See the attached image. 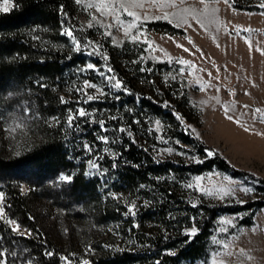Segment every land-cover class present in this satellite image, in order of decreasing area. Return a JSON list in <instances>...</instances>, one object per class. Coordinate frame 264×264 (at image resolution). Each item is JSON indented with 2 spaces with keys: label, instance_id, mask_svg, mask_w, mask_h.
<instances>
[{
  "label": "trees",
  "instance_id": "1",
  "mask_svg": "<svg viewBox=\"0 0 264 264\" xmlns=\"http://www.w3.org/2000/svg\"><path fill=\"white\" fill-rule=\"evenodd\" d=\"M9 1L13 8L0 12V116L20 109L27 121V134L22 135L26 139H22L14 154L6 156L0 150V194L4 202L0 249L15 253L6 255L7 264H66L64 258L67 264L195 263L210 256V238L220 217L242 213L247 215L242 225H254L256 213L264 209V199L242 206H193L181 201L175 179L213 171L235 179L255 178L233 167L190 130L187 125L193 122L192 113L198 119L200 111L191 103L187 90L173 88L168 102L157 96L163 89L151 84L155 80L149 74L161 73L168 63L147 61L142 72L139 53L133 49L137 45L114 46L110 38L103 37L107 65L128 94L119 92L116 100L106 97L91 105L94 111L108 117L99 116L93 121L81 118L82 123L70 126L69 110L72 113L74 106L66 97L73 85L74 71L79 65L88 64L90 56L78 52L63 32L65 28L73 29L82 48L99 34L82 28L75 0ZM231 3L238 10L258 9L244 7L240 0ZM150 26L162 33H180L167 23ZM141 77L147 79L144 87L140 86L144 82ZM148 86L150 91L145 90ZM146 117L160 120L167 131L174 130L177 141L196 149L203 163L160 162L136 140H126L123 135H137ZM111 118L116 129H125L117 155L111 160L113 186L139 191L145 206L135 216H123L111 201L104 202L99 192L101 181L86 177L84 168L77 163L84 147L96 143L100 122ZM206 149L214 155L207 158ZM61 174L71 177L70 190L79 193L78 198L90 208L92 219L104 227L95 234L87 233L86 247L81 249L75 243H57L33 212L34 199L44 198V183ZM260 181L257 188L264 191V180ZM19 183L28 185L29 193H22ZM9 220L27 234L14 231ZM181 227H192L195 234L183 232Z\"/></svg>",
  "mask_w": 264,
  "mask_h": 264
},
{
  "label": "rangeland",
  "instance_id": "2",
  "mask_svg": "<svg viewBox=\"0 0 264 264\" xmlns=\"http://www.w3.org/2000/svg\"><path fill=\"white\" fill-rule=\"evenodd\" d=\"M231 1L204 0L201 3L200 0H184L182 3L181 0H120L121 3L142 5L129 9L141 20L137 42L131 39L132 35H136V30L129 26V17L121 18L123 27L113 24L110 31L105 30L104 26L112 24L113 20L111 15L105 18L99 11H109L105 0L76 2L82 28L86 31L94 30L99 35L89 40L87 49L79 46L78 52L90 56L89 63L93 68L88 69V63L79 65L74 71L73 85L66 97L74 106L71 114L75 118L71 126L77 122L82 123L81 118L93 121L98 120L99 116L108 117L106 113L99 112L97 117L98 113L91 105L106 97L109 100L114 97L116 100L119 92L128 94L114 72L108 71L110 68L104 54L106 45L102 38H110L114 46L131 43L137 45L133 49L139 53L142 72L147 61L169 64L161 73L149 74L155 80L150 81L151 84L154 82L157 89H163L157 96L168 102V94L173 92V88L187 90L191 103L200 111L198 119L192 113L193 122L187 125L190 130L233 167L256 179H235L219 171L175 179L174 182L179 185L181 201L187 205L242 206L264 199V191L257 188L261 184L260 180H264V122L260 119L264 116V7H260L264 0H240L242 6L255 7L257 11L235 9ZM13 6L12 1L0 0V12L9 11ZM177 15L186 18L187 24L177 27ZM159 22L170 24L180 33H162L152 29L150 24ZM125 32L130 35H125ZM179 61L185 63L182 65ZM181 67L184 68L183 74L180 73ZM105 76L113 77V82L119 81L121 87L113 88ZM141 78L144 82L140 86L144 87L147 79ZM85 82L96 86L85 89L87 95L93 96L91 101H87L86 94L80 91ZM148 88L145 90L150 91ZM77 109H83L87 115L78 116ZM256 109L261 111L256 113ZM21 121L24 125L22 130L17 127ZM26 122L21 110L16 108L11 110V114L0 116V150L4 155L14 154L22 139H26L22 136L27 134ZM115 123L113 118L105 120L103 127L100 123L101 133H96V143L84 147L77 163L84 168L86 177L101 181L102 191L99 192L104 202L111 201L123 216H135L145 206L139 191L129 192L127 188L113 186L115 179L111 160L117 155V146L121 144V136L125 132L123 127L116 129ZM141 123L137 135L126 132L123 137L136 140L151 152L155 160L185 165L203 160L196 149L177 141L174 130L167 131L160 120L146 117ZM180 126L183 129L185 127L183 123ZM70 182L71 177L61 174L44 183V198L37 196L34 199L33 212L44 230L57 243L62 246L75 243L81 249L86 247L87 233L95 234L104 227L92 219L90 208L79 200V193L70 190ZM190 184L192 187L188 186ZM18 185L22 193H29L28 185ZM228 189L234 191L229 193ZM1 216H4L2 194ZM246 216L240 213L220 217L210 238V256L206 260L182 264H213V261L215 264H264V209L256 213L251 227L242 225ZM12 222L9 225L17 233L27 234ZM181 229L183 232L193 230L192 227ZM221 244L226 245V248H221Z\"/></svg>",
  "mask_w": 264,
  "mask_h": 264
},
{
  "label": "snow or ice",
  "instance_id": "3",
  "mask_svg": "<svg viewBox=\"0 0 264 264\" xmlns=\"http://www.w3.org/2000/svg\"><path fill=\"white\" fill-rule=\"evenodd\" d=\"M76 2L79 3L80 0H76ZM181 2L183 3L184 0H181ZM200 2L203 3L204 0H200ZM105 3H106V7L109 9V11L108 12H105L103 9H99V11L101 12L102 15L105 16V18L108 15H111L112 18H113L112 24H109V25L104 26L105 27V30L106 31H110V29L112 28V25L113 24H116V25H119V26L123 27L124 25L122 23L121 18L122 17H129V18H131L129 20V22H128L129 23V26L132 27V28H134L136 30V35H132L131 36V39H132V42H137L138 39H139L140 31H141L140 30L141 20H140V17H138L135 12H133V11H131L129 9H131L132 7L142 6V5H136L135 3H127V4L126 3H121L120 0H115V2H111V0H105ZM260 7H264V4H261ZM186 11H191V10H186ZM90 19H95V18L94 17H90ZM175 23H176V26L177 27H180V26H182L184 24H187V19L186 18H181V17H179L177 15V17L175 19ZM89 26L91 27L92 25H89ZM188 26L190 27L191 25H188ZM63 34L64 35H67L70 38V40L72 41L74 47L78 51L79 50V41H77L76 38H75V36L73 35V29H71V28H65ZM125 35H130V33L125 32ZM86 43H88V42H86ZM185 50L187 51V49H185ZM179 63L183 65L185 62L184 61H179ZM87 68L88 69H92L93 68V65L89 63L87 65ZM108 71L110 72L111 69H109ZM183 72H184V68L181 67L180 68V73L183 74ZM104 78L111 84V86L113 88L119 89L121 87V84H120L119 81L113 82V77H111V76H105ZM95 87L96 86L94 84L85 82L84 88L80 89V91L82 93H85L86 94L85 89H87V88H95ZM86 97H87V101H91L93 99V96L92 95H87L86 94ZM245 107H247V106H245ZM225 110L227 111V106H225ZM254 111L256 113H259L261 110L260 109H256ZM69 113L70 114H69V118H68V123L71 126L72 120L75 117L71 114V110H69ZM76 114L78 116H81V117L87 115V113L83 109H77ZM255 118L256 117L254 116V119ZM260 119H261V122H264V116H261ZM100 123H101V126L103 127V122L101 121ZM23 126L24 125H23V122L22 121L17 125V127L20 128L21 130L23 129ZM101 139H105V138L101 137ZM105 142H106V140H105ZM213 155H214V152L213 151L207 150V149L205 150V156L207 158H210ZM193 159L195 160L196 158L193 157ZM196 162L197 163H203L202 160H196ZM64 179H68V178L65 177ZM188 186L189 187H192L191 184L188 185ZM243 190L250 191V189H243ZM232 191H234V189H228V192L229 193L232 192ZM193 206H195V205H193ZM129 211H131V209H129ZM9 223H13V222L12 221H9ZM13 230L15 231L16 229H13ZM191 234H195V229L192 230V233ZM217 243H219V242L217 241ZM220 247L221 248H226V245L221 244ZM241 254L243 255L244 253L241 252ZM6 255H15V253L8 254V253L5 252V250L0 249V264H7ZM64 259L66 260V264H67V258H64ZM213 264H215V261H213Z\"/></svg>",
  "mask_w": 264,
  "mask_h": 264
}]
</instances>
